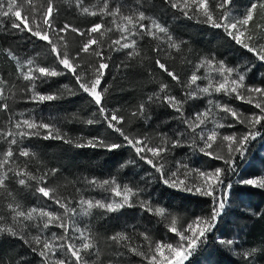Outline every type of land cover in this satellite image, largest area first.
<instances>
[{
  "label": "trees",
  "instance_id": "1",
  "mask_svg": "<svg viewBox=\"0 0 264 264\" xmlns=\"http://www.w3.org/2000/svg\"><path fill=\"white\" fill-rule=\"evenodd\" d=\"M53 2L59 7L58 14L54 9L57 28L67 23L70 27L86 30L92 24L102 22L104 27L99 34H94V36L103 45L101 51L105 54L108 52L110 41L120 35L117 26L123 25L122 16L114 18L101 15L105 0H53ZM172 2H177V0H172ZM252 2L253 0H233L232 14L241 16ZM44 3L45 0H33L37 9H42ZM107 3L108 7L113 10L116 5H120L124 14H128V9L136 11L137 14L138 11H143L146 17L143 21L145 25L151 27V20L157 21L168 29L173 40L179 44V48L169 47L166 38L157 33L160 39L145 35L143 39L137 41L138 55L132 60H127L124 52L111 54L109 69L101 87H108V92L105 94L107 108L117 110L118 115L124 116L123 128L132 136L147 134L155 144L160 142L161 133H167L174 139L173 133L183 127L172 118L176 114L170 108L161 105H153L149 109L150 119L147 122L130 115L137 105L146 100L149 95H159V86L162 84H168V91L178 98L185 91L177 86L164 70L159 69L155 63L156 59L165 63L169 70L179 74L181 81H187L195 72L202 77L197 82L202 87L219 79L215 61H223L226 66L235 67L253 60L252 53L235 44L222 30L200 23L198 18L185 17L179 9L170 6L169 0H107ZM209 3L210 6H214V0H209ZM85 7L88 8V13L83 11ZM93 11L97 13L96 16L91 15ZM0 19H3L6 26L7 19ZM36 22H39L38 18ZM109 28L112 30L108 31ZM262 30H264V11L258 9L254 21L248 26L245 39L251 36L250 44H256L257 41L264 44V40L261 39ZM49 35L55 41L56 37L51 32ZM63 35L64 40L57 44L58 50L64 51L66 44L69 57L76 58L77 71L91 76L97 58L80 52L83 38L79 33H73L69 29ZM180 41L183 43L181 44ZM158 46L163 49L159 53L157 52ZM89 51L91 52V49ZM13 55L16 56V60L12 59ZM211 57L215 58L211 66L205 64L204 67H199L206 58ZM29 59L33 60V67L51 66L58 70L61 67L57 64L46 42L31 37L27 32H0V87L4 88L5 95L9 97L7 102L10 106L9 110L0 111V158L9 146L7 139L3 136V133L11 128L9 118L11 117L14 122L17 118L34 116L38 121L43 118L44 122L53 123L66 138L74 142L69 144L63 140L33 138L25 140L23 144L35 153L27 159V170L37 177L48 173L47 184L55 189L56 196L62 202L74 206L81 196L93 200L119 202L120 197H115L114 194H110L101 187L89 186L86 183L93 178L97 181V185L104 179L115 178L121 186L138 185L146 189L140 194V199L151 204L153 209L151 213L147 211L146 204L145 208L125 207L114 213H105L102 209L93 208L90 210V215H80L75 218L76 227L89 236L94 247L99 250L97 264H146L142 257L134 254L118 257L117 248L123 251L125 243L128 247H141L147 243L143 240L141 233H146L151 242L167 240L175 244L176 237L169 231L172 217H175L177 229L183 230L194 217L210 210V198L165 186L158 178L153 179L156 175L155 171L143 161L137 162L139 167L121 168V164L133 155L128 147L115 152L90 147H75L77 140L93 136L107 138L109 142L119 141L120 138L113 129L108 128L102 122L93 125H87L84 122L87 119L96 118L98 113H96L95 106L89 102L90 98L78 90L71 74L51 78L46 83L37 82L35 91L57 93L62 96L61 99L39 104L26 102L33 89L28 87L29 82L24 81L19 73L21 68L26 70L29 67L27 64ZM125 61L126 67L122 64ZM256 64V69L249 74V80L254 83H264L258 75L264 72V65L259 62ZM193 65L197 67L193 68ZM213 87H215L214 83ZM71 92L76 94L71 95ZM13 95L15 96L14 103ZM208 98V96H203L189 101L184 105L185 114L205 110ZM212 99L230 104L245 116L258 111L246 103L229 99L222 94L214 95ZM222 116V111L213 107L208 119L212 121L215 118L220 121ZM208 127H213V124L209 123ZM245 130V126L240 124H236L234 128L220 129L222 133L244 132ZM263 141L264 136H261L249 145L247 159L240 162V176L257 179L264 176V152L259 149ZM213 147L216 148V145ZM12 148L14 152L17 151V146H12ZM216 151L223 154L222 148H217ZM239 159L237 156V160ZM180 162L187 163L189 170H212L224 166L221 160L209 158L202 153L193 154V149L187 141L167 156L165 169L175 170ZM24 165L25 158H19L13 164L14 167L20 169H23ZM54 168L58 171L52 175L50 170ZM194 176V172H188V177ZM178 178L186 179L182 175H178ZM7 183L11 195L0 190V214L7 216L9 203L14 206L19 203L21 210L50 205L48 210L63 213V209L17 182ZM30 183L34 186L37 181ZM133 199L136 198L133 197ZM230 204L231 206L226 209L218 224V230L210 238L208 245L190 258L188 264H264V189L237 184L230 193ZM156 208H164L165 217L158 216L155 212ZM253 212L259 214L254 216ZM68 223L67 235L79 243V234H73L72 221ZM25 232L29 239L38 234L36 229L31 227L25 229ZM53 232L58 236L62 234L61 229L50 227L46 236H50ZM117 233L126 234L130 238L129 241L121 242L120 245L115 244L110 237ZM216 236L223 239L235 238L234 251H228L216 243ZM252 249H256L254 257L244 258L241 255L244 251ZM141 250L144 249L141 247ZM29 253L30 249L19 237H8L0 233V261L3 264H13V261L20 255ZM29 258L38 259L31 255ZM89 259L95 260L96 257L90 255Z\"/></svg>",
  "mask_w": 264,
  "mask_h": 264
},
{
  "label": "snow or ice",
  "instance_id": "2",
  "mask_svg": "<svg viewBox=\"0 0 264 264\" xmlns=\"http://www.w3.org/2000/svg\"><path fill=\"white\" fill-rule=\"evenodd\" d=\"M169 2L172 8L179 9L185 17L189 19L198 18L200 23L222 30L235 44L252 53L253 60L243 65L229 67L223 61H215L214 57L206 58L199 67H204L205 64L211 66L215 61L219 79L215 87H213L212 82L202 87L197 83L202 77L195 74V72L190 75L187 81H181L179 74L169 70L165 63H161L159 59H156L155 63L159 69L164 70L172 81L185 91L178 98L168 91V84H162L159 86V95H149L131 112L132 117L143 119L145 122L150 119L149 109L153 105L168 107L176 114L172 118L177 120L183 127L178 128L173 133L175 138L169 137L167 133H161L160 142L153 144L151 137L147 134L132 136L124 130V116L118 115L117 110L107 108L105 94L108 92V87H101V85L109 69L111 54L113 52H124L126 59L132 60L138 55L136 51L137 41L143 39L145 35L160 39V36L157 35L159 33L166 38L167 46L179 48V44L173 40L165 26L151 20V27H149L143 23L146 19L143 11H138L137 14L136 11L128 9V14H124L120 5H116L113 10L108 7L107 0H105L101 15L114 18L122 16L124 21L122 26H117L120 35L115 40L110 41L108 52L105 54L101 51L103 45L94 36V34H99L102 27H104L102 22L94 23L86 30L70 27L67 23L57 28L54 9L58 14L59 7L54 4L53 0H45L42 9H37L33 4V0H0V18H6L8 21L5 26L3 19H0V32H27L31 37L46 42L57 64L61 66L59 70L51 66L33 67V60L29 59L27 61L29 67L26 70L21 68L19 73L24 81L29 82L28 87L33 89L29 93L26 102L39 104L61 99L62 96L57 93L35 91L37 82L46 83L51 78L71 74L78 90L90 98L89 102L95 106L96 113H98L96 118H90L84 122L87 125L102 122L108 128L113 129L120 138L119 141L109 142L107 138L93 136L77 140L74 144L75 147H90L107 152H115L128 147L132 150L133 155L121 164V168L139 167L137 162L143 161L155 171L156 175L153 176V179L158 178L165 186L210 198V210L203 215L194 217L183 230L177 229L175 217H172L169 231L176 237L175 244L167 240L151 242L146 233H141L143 240L147 242L141 246L144 250L136 246L128 247L126 243L123 245V251L119 247L117 248L116 255L118 257L134 254L142 257L146 264H188L190 258L201 251L205 245H208L210 238L218 230V224L221 222L226 209L231 206L230 193L234 186L240 184L264 189V176L259 179L240 176V162L247 159L246 154L249 152V145L259 137L264 136V83H254L249 80V74L256 69V62L264 65V44L259 41L256 44H250L251 36L245 39L248 26L250 22L254 21L257 10H264V0H253L250 7L241 16L232 14L233 0H214V6H210L209 0H177V2L169 0ZM83 11L88 13V8L85 7ZM91 15L96 16L97 13L93 11ZM37 18L38 23L36 22ZM69 29L73 33H79L80 37L83 38L80 52L97 58L91 76H86L82 71H77L76 58L69 57L66 44L64 45V51H59L57 48V44L64 40L63 34L68 32ZM111 30V28L108 29V31ZM49 32L56 37L55 41L50 37ZM261 39L264 40V30H262ZM180 43L182 44L183 41H180ZM162 50L159 46L157 47L158 53ZM12 59L16 60L17 58L13 55ZM122 64L125 67L127 66L126 61ZM196 67V65H193V68ZM258 75L262 78L261 80H264V72H260ZM70 94L75 95L76 93L71 92ZM217 94L246 103L258 111L245 116L239 109L226 102L214 101L212 97ZM203 96L209 97L206 109L186 115L184 105ZM8 99L9 97L4 93V88L0 87V111L9 110ZM12 101L15 102L14 95ZM213 107L222 111L223 116L220 117V121L215 118L209 121L208 117ZM8 122L11 124V128L5 131L3 136L7 139L9 146L4 151L3 157L0 158V190L11 195L8 191L7 182L15 181L26 189H30L39 197L46 198L51 204L63 209L61 214L48 210L50 205L39 208L32 207L28 210H21L19 203L15 206L11 203L7 205L9 210L7 216L0 214V233H4L8 237H19L24 245L30 249L29 254L20 255L18 259L13 261V264H97L99 250L94 247L89 236H86L84 232L76 227V217L90 215V210L93 208L102 209L105 213H114L125 207L139 206L145 208L147 204V211L150 213L153 211L151 204L140 199V194L146 189H142L138 185L125 184L121 186L115 178L104 179L98 185L95 178L86 181V183L89 186L101 187L110 194H114L115 197H120L119 202L115 200H93L84 196H81L74 206L62 202L56 196L55 189L47 184L46 177L48 173L37 177L27 170V159L34 156L35 153L30 147H25L23 144L25 140L33 138L63 140L69 144H73V140L66 138L53 123L44 122L43 118L38 121L34 116H30L28 118H17L13 122L10 117ZM209 123H212L213 127L209 128ZM236 124L244 125L246 130L232 133H222L220 131V129L234 128ZM185 141L193 149V154L202 153L209 158L221 160L224 166L212 170H189L187 163L180 162L175 170H166L167 156L176 147H182ZM214 145H216V148L213 147ZM12 146H17L16 152L13 151ZM217 148H222L223 154L218 153ZM237 156L240 158L239 160H237ZM19 158H25L23 169L13 166ZM57 171L58 169L55 168L50 170L52 175H55ZM189 171L194 172L195 176L188 177ZM178 175L185 176L186 179H179ZM31 181H37V183L33 186L30 183ZM133 197L136 199L134 200ZM155 212L158 216L165 217L164 208H156ZM252 214L255 216L259 213L253 212ZM69 221H72L73 234H79V243H76L72 237L67 235ZM29 227L35 228L38 233L31 236L30 239L25 232V229ZM50 227L61 229L62 234L58 236L53 232L50 236H46ZM129 239L124 233H117L110 237V240L117 245L129 241ZM234 240L235 238L215 237L216 243L228 251H234ZM255 252L256 249H252L244 251L241 255L244 258L254 257ZM29 255L38 259L29 258ZM90 255L95 256L96 259L90 260ZM0 264H3V262L0 261Z\"/></svg>",
  "mask_w": 264,
  "mask_h": 264
},
{
  "label": "rangeland",
  "instance_id": "3",
  "mask_svg": "<svg viewBox=\"0 0 264 264\" xmlns=\"http://www.w3.org/2000/svg\"><path fill=\"white\" fill-rule=\"evenodd\" d=\"M261 11H264V10H261ZM216 80L213 82L214 84H216ZM259 149L262 151V152H264V141H263V143L260 145V147H259ZM260 151V152H261Z\"/></svg>",
  "mask_w": 264,
  "mask_h": 264
}]
</instances>
